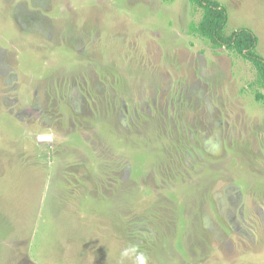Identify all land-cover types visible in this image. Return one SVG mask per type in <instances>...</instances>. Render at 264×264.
<instances>
[{
  "label": "rangeland",
  "instance_id": "374dc122",
  "mask_svg": "<svg viewBox=\"0 0 264 264\" xmlns=\"http://www.w3.org/2000/svg\"><path fill=\"white\" fill-rule=\"evenodd\" d=\"M217 1L264 58V0ZM200 16L0 0V264H264V99Z\"/></svg>",
  "mask_w": 264,
  "mask_h": 264
},
{
  "label": "trees",
  "instance_id": "16d2710c",
  "mask_svg": "<svg viewBox=\"0 0 264 264\" xmlns=\"http://www.w3.org/2000/svg\"><path fill=\"white\" fill-rule=\"evenodd\" d=\"M189 2L194 11H201L200 19L189 24V31L206 38L212 49L225 48L248 61L255 70L256 82L260 87V90L255 89V98L264 99V58L256 52L257 35L248 27H240L226 35L227 11L217 0Z\"/></svg>",
  "mask_w": 264,
  "mask_h": 264
},
{
  "label": "clouds",
  "instance_id": "9594fccd",
  "mask_svg": "<svg viewBox=\"0 0 264 264\" xmlns=\"http://www.w3.org/2000/svg\"><path fill=\"white\" fill-rule=\"evenodd\" d=\"M128 255V249H124L121 252V257L125 258ZM147 257L144 253L138 252L136 255L137 264H147Z\"/></svg>",
  "mask_w": 264,
  "mask_h": 264
},
{
  "label": "crops",
  "instance_id": "0c3cea01",
  "mask_svg": "<svg viewBox=\"0 0 264 264\" xmlns=\"http://www.w3.org/2000/svg\"><path fill=\"white\" fill-rule=\"evenodd\" d=\"M256 14H257V13H256V9H255L253 12H251L250 14H248V15H246V14H244V13H242V12H239V13L236 15L235 18L238 19L240 22H246L245 20H243V18L240 19L239 17H241V15L257 17ZM246 16H245V17H246Z\"/></svg>",
  "mask_w": 264,
  "mask_h": 264
},
{
  "label": "water",
  "instance_id": "95a60500",
  "mask_svg": "<svg viewBox=\"0 0 264 264\" xmlns=\"http://www.w3.org/2000/svg\"><path fill=\"white\" fill-rule=\"evenodd\" d=\"M51 137L49 135L45 134H39L38 135V140H44V139H50Z\"/></svg>",
  "mask_w": 264,
  "mask_h": 264
}]
</instances>
